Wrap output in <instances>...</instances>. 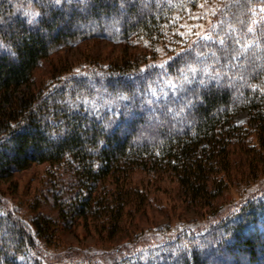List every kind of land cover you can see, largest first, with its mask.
I'll return each mask as SVG.
<instances>
[{
  "label": "trees",
  "instance_id": "obj_1",
  "mask_svg": "<svg viewBox=\"0 0 264 264\" xmlns=\"http://www.w3.org/2000/svg\"><path fill=\"white\" fill-rule=\"evenodd\" d=\"M140 1L64 0L45 8L44 0H0V40L16 53L0 48V103L9 104L0 115V179L48 164L45 202L58 220H90L107 239L120 231L125 211L148 199L149 182H129L137 168L150 177L168 174L202 208L222 194L231 150L249 137L257 145L246 151L247 168L254 167L249 177L263 173L264 0H220L212 37L163 66H108L95 78L73 75L38 94L9 98L28 85L43 59L91 29L111 39L166 42L178 17L201 0H146L143 10ZM28 9L45 14L29 24ZM243 109L248 121L237 124L233 117ZM259 182L264 185V177ZM242 197L233 211H211L197 227L188 224L171 235L157 228L153 239L138 235L85 259L69 251L67 260L264 264V186ZM29 224L0 196V264H65L64 254L50 256L41 245L56 232L55 219L40 211Z\"/></svg>",
  "mask_w": 264,
  "mask_h": 264
},
{
  "label": "rangeland",
  "instance_id": "obj_2",
  "mask_svg": "<svg viewBox=\"0 0 264 264\" xmlns=\"http://www.w3.org/2000/svg\"><path fill=\"white\" fill-rule=\"evenodd\" d=\"M219 1L201 0L194 9L185 10L171 28L172 36L162 43L152 44L142 37L135 36L127 41L111 39L110 33L91 29L94 31L80 41L74 42L71 46L57 48L43 59L34 70L28 85L18 89L9 98L17 99L28 92L38 94L40 90L45 91V86L51 87L56 85L57 81H63L73 75L95 78L108 66L122 67L125 64L133 68L137 65L141 68L163 66L172 56L198 40L212 37L215 31V14L220 7ZM138 4L143 10L146 7V0ZM31 12L32 10H26L29 15ZM109 28L110 25L102 26V30L105 31H109ZM8 105L6 102L0 103V115ZM233 121L245 125L248 121V111L245 109L237 111ZM2 125L0 124V134L4 131ZM241 146L231 150L233 165L230 178L228 177L229 181L221 185L224 187L222 194L210 207L206 208L191 204L180 191L176 181L168 174L150 177L153 173H145L137 168L130 176L129 182L132 185L139 183L143 187H147L149 182L150 194L144 207L124 212L120 231L110 239H107L108 234L105 230L90 220L79 219L76 222L72 221L73 223L58 220L51 203L48 200L47 203L45 202L48 191L47 174L51 170L48 164H33L28 169L15 173L9 179H0V196L5 203V208L27 224L40 211L55 219L56 232L46 241H42L41 245L50 256L56 254L59 257L64 254L61 259L64 258L65 264H69L71 261V259L67 260L69 251L77 258L85 259L100 254L103 250L109 251L119 243L132 241L138 235L153 239L157 228L162 229V234L171 235L188 224L197 227L207 220L204 218L207 214L218 208L220 212L226 209L233 211L241 203L243 195L257 192L264 186L263 182L257 183L264 177V166H262L264 162L258 169L263 173L253 178H250V174L254 167L247 168L251 157L246 151L248 147H257L256 141L253 137H249ZM214 213L217 214V211Z\"/></svg>",
  "mask_w": 264,
  "mask_h": 264
},
{
  "label": "snow or ice",
  "instance_id": "obj_3",
  "mask_svg": "<svg viewBox=\"0 0 264 264\" xmlns=\"http://www.w3.org/2000/svg\"><path fill=\"white\" fill-rule=\"evenodd\" d=\"M64 0H44V2L42 3V7L45 8H52V7H60L62 6ZM71 2V0H69V3ZM45 13H42L40 11H37L35 9L32 10V12L30 13V18L28 20L29 24H36L38 23V17H41L42 15H44ZM0 48H8V50L10 51L11 55H16V53L14 51H11L10 47L8 45H6L2 40H0Z\"/></svg>",
  "mask_w": 264,
  "mask_h": 264
}]
</instances>
